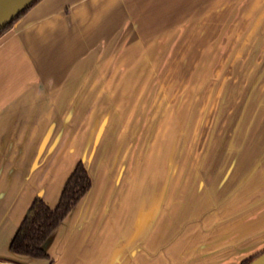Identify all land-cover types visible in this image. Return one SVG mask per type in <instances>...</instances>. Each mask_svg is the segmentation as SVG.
Listing matches in <instances>:
<instances>
[{
	"label": "crops",
	"instance_id": "0c3cea01",
	"mask_svg": "<svg viewBox=\"0 0 264 264\" xmlns=\"http://www.w3.org/2000/svg\"><path fill=\"white\" fill-rule=\"evenodd\" d=\"M233 1L40 0L0 38V261L50 264L9 246L36 197L56 207L79 160L93 185L47 244L55 264H242L264 251L262 112L245 111L229 146L181 161L172 150L163 174L149 161L127 188L86 112L109 103V73Z\"/></svg>",
	"mask_w": 264,
	"mask_h": 264
},
{
	"label": "rangeland",
	"instance_id": "374dc122",
	"mask_svg": "<svg viewBox=\"0 0 264 264\" xmlns=\"http://www.w3.org/2000/svg\"><path fill=\"white\" fill-rule=\"evenodd\" d=\"M210 10L205 7V15ZM215 10L216 19L190 16L198 21L180 38L157 40L156 54L141 55L134 70L109 73L111 86L102 89L109 103L87 109L92 147L111 146L115 180L123 179L126 188L149 161L163 174L172 150L176 160L199 159L205 142L230 145L245 111L264 114V0Z\"/></svg>",
	"mask_w": 264,
	"mask_h": 264
},
{
	"label": "trees",
	"instance_id": "16d2710c",
	"mask_svg": "<svg viewBox=\"0 0 264 264\" xmlns=\"http://www.w3.org/2000/svg\"><path fill=\"white\" fill-rule=\"evenodd\" d=\"M39 1H34L13 22L1 30L0 38L10 31L15 22ZM92 185L93 180L85 163L81 160L78 161L65 182L55 208H50L39 196L33 200L10 243V252L32 259L49 260L50 264H55L54 259L44 246L48 239L58 231L68 215L90 192ZM257 255L246 259L242 264H249Z\"/></svg>",
	"mask_w": 264,
	"mask_h": 264
},
{
	"label": "water",
	"instance_id": "95a60500",
	"mask_svg": "<svg viewBox=\"0 0 264 264\" xmlns=\"http://www.w3.org/2000/svg\"><path fill=\"white\" fill-rule=\"evenodd\" d=\"M34 1L36 0H0V31L3 30L8 24L13 22L23 11H25L28 7H30L34 3ZM100 131H101V128H100ZM63 225L64 223L60 226V228ZM51 238L52 237L48 239V241L46 242L44 246L46 250H47V244ZM0 264H17V263L11 262V261H0ZM249 264H264V251L259 253L257 257L254 260H252Z\"/></svg>",
	"mask_w": 264,
	"mask_h": 264
},
{
	"label": "bare ground",
	"instance_id": "6f19581e",
	"mask_svg": "<svg viewBox=\"0 0 264 264\" xmlns=\"http://www.w3.org/2000/svg\"><path fill=\"white\" fill-rule=\"evenodd\" d=\"M264 33V32H263ZM261 34H262V32H261ZM246 59V58H245ZM211 95H212V93H211ZM243 108V107H242ZM159 125H160V122H159ZM159 125H158V127H159ZM150 134V133H149ZM240 135V134H239ZM238 138V137H237Z\"/></svg>",
	"mask_w": 264,
	"mask_h": 264
}]
</instances>
